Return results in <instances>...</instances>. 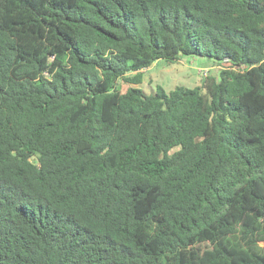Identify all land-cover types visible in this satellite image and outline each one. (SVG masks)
Segmentation results:
<instances>
[{"label":"trees","instance_id":"obj_1","mask_svg":"<svg viewBox=\"0 0 264 264\" xmlns=\"http://www.w3.org/2000/svg\"><path fill=\"white\" fill-rule=\"evenodd\" d=\"M0 264H264V0H0Z\"/></svg>","mask_w":264,"mask_h":264},{"label":"rangeland","instance_id":"obj_2","mask_svg":"<svg viewBox=\"0 0 264 264\" xmlns=\"http://www.w3.org/2000/svg\"><path fill=\"white\" fill-rule=\"evenodd\" d=\"M220 67L198 57H183L175 63L158 61L150 69L144 70V81L137 87L142 88L147 94H154L158 85L164 87L167 92L178 86L201 87L206 77L204 74L208 72L210 75H218ZM201 68L205 72H201ZM128 88L129 85L123 82L118 84L121 92H126Z\"/></svg>","mask_w":264,"mask_h":264},{"label":"built area","instance_id":"obj_3","mask_svg":"<svg viewBox=\"0 0 264 264\" xmlns=\"http://www.w3.org/2000/svg\"><path fill=\"white\" fill-rule=\"evenodd\" d=\"M221 68H222V67H220V69H221ZM200 71H201V72H205V70H203L202 68L200 69ZM206 72H207V71H206ZM203 74H204V73H203ZM204 75L207 77V76L209 75V73L207 72V73H205ZM206 77H204V78H206Z\"/></svg>","mask_w":264,"mask_h":264}]
</instances>
